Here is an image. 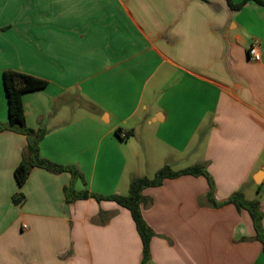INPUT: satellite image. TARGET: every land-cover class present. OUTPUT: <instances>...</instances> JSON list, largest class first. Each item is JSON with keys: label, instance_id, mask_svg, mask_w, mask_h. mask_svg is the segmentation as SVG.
I'll return each mask as SVG.
<instances>
[{"label": "crops", "instance_id": "0c3cea01", "mask_svg": "<svg viewBox=\"0 0 264 264\" xmlns=\"http://www.w3.org/2000/svg\"><path fill=\"white\" fill-rule=\"evenodd\" d=\"M6 70L46 82L21 95L25 124L46 130L42 158L78 175L34 167L18 188L13 172L28 139L0 131V264H140L127 209L67 195H125L132 178L203 162L216 205L204 176L142 190L150 264H264L248 212L228 203L241 190L264 214V7L0 0V125Z\"/></svg>", "mask_w": 264, "mask_h": 264}, {"label": "trees", "instance_id": "16d2710c", "mask_svg": "<svg viewBox=\"0 0 264 264\" xmlns=\"http://www.w3.org/2000/svg\"><path fill=\"white\" fill-rule=\"evenodd\" d=\"M206 1V0H202ZM228 7L233 10H239L247 2L252 1L255 4L264 7V0H242L238 4L232 3L231 0H225ZM3 86L5 91L7 103V123L0 125V131L10 129L27 136L28 144L22 151V157L16 168L14 169L13 176L16 185L20 188L27 179L30 170L34 167L42 168L52 173L69 172L72 175H78L77 171L71 167L57 166L49 160L42 158L39 154V141L45 137L46 130L33 131L28 128L24 120L23 105L21 95L25 92L40 90L46 86V82L31 75L19 73L16 71L6 70L3 72ZM93 106H89L92 110ZM117 137V132H116ZM180 175L204 176L207 180L209 191L208 198L212 201V205H216L212 197V181L208 175L206 163H197L182 170L173 171L169 165H164L156 171L152 178L140 177L132 178L129 181L128 194L126 195H108L105 197L94 196L88 192H75L70 191L67 198L70 201L76 199H86L93 197L97 200L113 201L119 206L127 209L134 222L136 231L141 241L142 253L140 264H150V240L154 233L144 222L141 215V206L146 202V198L142 195V190L148 187H156L162 184L165 179L176 178ZM23 196L19 193L13 198L15 203H19ZM228 203L234 205L237 210L245 209L252 221L255 231L254 238L262 244V253H264V230H262L261 220L264 217L259 211L258 200H248L245 198L241 190L236 191L228 199Z\"/></svg>", "mask_w": 264, "mask_h": 264}, {"label": "built area", "instance_id": "2783aa9c", "mask_svg": "<svg viewBox=\"0 0 264 264\" xmlns=\"http://www.w3.org/2000/svg\"><path fill=\"white\" fill-rule=\"evenodd\" d=\"M247 53H248V56L249 58L254 61V62H258L260 61V53L258 51V47L256 44H252L248 47L247 49ZM128 134H126V132H117V138L119 140H125L128 138Z\"/></svg>", "mask_w": 264, "mask_h": 264}, {"label": "rangeland", "instance_id": "374dc122", "mask_svg": "<svg viewBox=\"0 0 264 264\" xmlns=\"http://www.w3.org/2000/svg\"><path fill=\"white\" fill-rule=\"evenodd\" d=\"M155 174V173H154ZM148 176V175H147ZM154 175L152 174V176H150V178H152ZM128 194V193H127ZM255 194V193H254ZM126 195V194H125ZM258 199L260 198V196H257ZM249 199H255L251 194L249 195Z\"/></svg>", "mask_w": 264, "mask_h": 264}, {"label": "water", "instance_id": "95a60500", "mask_svg": "<svg viewBox=\"0 0 264 264\" xmlns=\"http://www.w3.org/2000/svg\"><path fill=\"white\" fill-rule=\"evenodd\" d=\"M257 178H259V177H257Z\"/></svg>", "mask_w": 264, "mask_h": 264}]
</instances>
